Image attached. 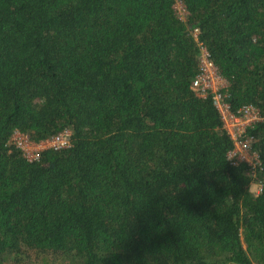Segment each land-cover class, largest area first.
Here are the masks:
<instances>
[{"label": "trees", "instance_id": "obj_1", "mask_svg": "<svg viewBox=\"0 0 264 264\" xmlns=\"http://www.w3.org/2000/svg\"><path fill=\"white\" fill-rule=\"evenodd\" d=\"M199 42L264 115V0H0V264H264V120L253 193Z\"/></svg>", "mask_w": 264, "mask_h": 264}, {"label": "built area", "instance_id": "obj_2", "mask_svg": "<svg viewBox=\"0 0 264 264\" xmlns=\"http://www.w3.org/2000/svg\"><path fill=\"white\" fill-rule=\"evenodd\" d=\"M180 6L182 8L181 4ZM197 32L198 29L194 28L193 35L196 36ZM198 45L197 71L191 79L190 87L197 96L204 97L207 94H211L213 103L220 114L222 127L233 141V146L227 151L226 158L233 163L245 161L249 165L250 171H255L259 168L260 161L257 151L251 145L252 140L255 138L251 134H246V129L257 121L264 120V115H262L259 109L251 103H245L236 110L230 108V104L226 100L227 80L218 72L217 66L211 59L205 45L201 42H199ZM69 136V128L58 130L53 135L44 139L46 143H48V146L45 148L67 146L69 144ZM248 142H250V146L253 148L252 154H248V157H243L238 153L237 148L239 145L246 146ZM16 145L23 150L21 145L17 142ZM39 151H36V155L33 157L38 156ZM24 152L27 153L26 148ZM25 153L24 155L27 156Z\"/></svg>", "mask_w": 264, "mask_h": 264}, {"label": "rangeland", "instance_id": "obj_3", "mask_svg": "<svg viewBox=\"0 0 264 264\" xmlns=\"http://www.w3.org/2000/svg\"><path fill=\"white\" fill-rule=\"evenodd\" d=\"M176 6L179 9V15L182 16V18H185L186 15L183 14L184 11L182 10L180 4H176ZM44 139H40L38 141H35V140L30 139V137L27 133L16 130L12 133V135L10 137V142L15 143V144L17 142L18 144L21 145V147L23 148L24 151L26 148L27 153H25L24 151L23 152L29 158H31L34 155H36V151H39L40 149L48 146L47 145L48 143H46V140H44ZM237 149H238V153L241 154L243 157H248V154H252L253 148H251L250 142H248V144L246 146L239 145ZM253 165H254V163H253ZM251 176H252V179H251V184L249 186V189L253 193H257L259 191L260 184L258 183V180L255 177L256 176L255 171H251Z\"/></svg>", "mask_w": 264, "mask_h": 264}]
</instances>
